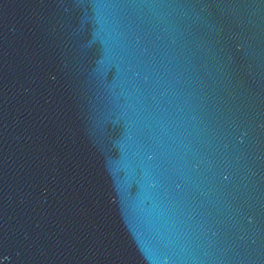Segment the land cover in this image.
<instances>
[{
    "label": "water",
    "instance_id": "1",
    "mask_svg": "<svg viewBox=\"0 0 264 264\" xmlns=\"http://www.w3.org/2000/svg\"><path fill=\"white\" fill-rule=\"evenodd\" d=\"M0 264H264V0H0Z\"/></svg>",
    "mask_w": 264,
    "mask_h": 264
}]
</instances>
